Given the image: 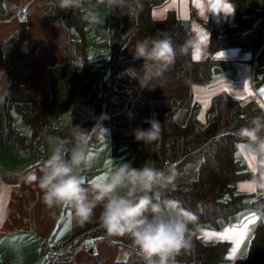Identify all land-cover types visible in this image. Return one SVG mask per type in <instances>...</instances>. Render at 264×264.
<instances>
[{
    "label": "crops",
    "instance_id": "crops-1",
    "mask_svg": "<svg viewBox=\"0 0 264 264\" xmlns=\"http://www.w3.org/2000/svg\"><path fill=\"white\" fill-rule=\"evenodd\" d=\"M56 3L57 0H6L4 3V12L0 15V88L7 82V69H12L13 92L19 98L30 101L47 100V69L69 60L70 53L66 48L71 40L70 32L52 18V5ZM251 3L252 0L247 2L249 8L264 12V2L262 8H255ZM170 11L183 23L185 30L198 40L201 55L199 59H195L193 51L192 63L180 69L174 80L153 86V99L162 101L164 97L157 98L155 90H164L165 93L167 89L170 92L173 88L175 91L184 88L185 83L193 77L188 68L194 63H199L203 64V67L200 65L201 69L194 77L200 81L190 82L187 98H164L167 103L187 101L190 104V111L182 117L187 119L192 111L197 112L199 109L197 114H194V120L197 126L202 127L216 113L227 117L231 104L237 106L240 116L244 115L245 120L249 121L264 111V95L261 94L264 83L259 82L261 73L257 74L255 70L256 52L236 46H224L215 52L211 51L217 34L224 32L227 27L247 32L259 21V14L241 17L230 0H165L152 8L151 16L155 20H162ZM254 14L257 17H253ZM129 22L135 26V12L122 18V27L127 28ZM95 31L98 32L96 27ZM125 76L122 78L134 86L132 79ZM241 107H244L243 111ZM0 111H3L1 102ZM178 115L180 114L177 113V118ZM186 119L179 121L184 123ZM0 122L2 126V118ZM137 147L143 149L142 144ZM237 151L238 149L236 153ZM178 157L177 162L181 160ZM238 160L245 164L250 172L243 157ZM192 164H196L192 165V171L197 173V163ZM42 165L38 152H25L14 145L0 144V210H3V216L0 218V264L5 260L9 264H94L95 256L99 264L139 259L131 250L127 238L107 235L109 243L99 240L90 232L72 238L73 232L84 223H78L67 207L47 208L42 202V193L36 182L25 180V177L33 172L39 175ZM187 166L189 164L183 167L182 173ZM90 172L97 175L101 170L94 172L91 169ZM245 182L246 180H242L235 183L236 193L245 195L241 211L230 216L227 221L219 220L217 228L200 225L196 231V236L201 242L228 244L223 264H233L235 259L242 255L255 227L258 224L264 225V218L255 214V210L264 203L255 192L240 187L241 184H246ZM100 211L99 207L95 210L93 220L98 221ZM69 213L71 224L65 227L68 225ZM230 229L235 231H229ZM205 232L216 235L205 238ZM221 234H224L222 238ZM86 236L91 239L83 241ZM46 242L51 243L49 250L55 249L62 256H51L46 262L42 260L40 247ZM85 245H90V248L85 249ZM233 249L236 251L233 252Z\"/></svg>",
    "mask_w": 264,
    "mask_h": 264
},
{
    "label": "trees",
    "instance_id": "trees-1",
    "mask_svg": "<svg viewBox=\"0 0 264 264\" xmlns=\"http://www.w3.org/2000/svg\"><path fill=\"white\" fill-rule=\"evenodd\" d=\"M5 1L0 0V15L4 12ZM164 1L133 0L131 9L124 10L119 7L110 8L107 4L109 27L106 34L109 42L110 70L109 75L100 80L98 94L92 90L89 83L90 66L86 58L85 43L88 25L82 21L79 12L60 10L56 5H52L53 20L62 24L66 30L74 31L78 37L68 42L77 64L68 60L47 69L49 98L45 101H30L15 96L12 69H7V82L0 88V101L3 105L0 144L14 145L25 152H38L42 155V133L56 139L70 137L71 130L66 127H52L49 121L62 115L76 102L93 108L92 117L79 122L78 127L88 132L93 128H108L114 151L117 145L123 143L142 144L143 149H151L155 146L159 155V166L164 167L166 161L171 159L168 156L170 139L178 138L181 160L177 162V158H172L174 164L167 165L181 172L186 164L197 163V176L188 181L176 180L175 188L167 195L179 200L190 210L197 217L199 226L208 225L217 228L219 220L227 221L230 216L239 213L243 206L245 195L236 193L235 183L247 180L250 172L245 164L236 158V130L250 121L245 120L244 115L240 116L234 104H231L227 117L224 118L221 113H216L202 127L195 125V109L184 123L177 120L178 110L183 106L182 101L172 103L171 110L161 111L157 108L161 100L153 99L152 87L174 80L180 69L192 63L191 54L178 55L175 63L163 70L160 75L153 73L147 86L139 85L138 92H133L134 97L126 96L125 92L116 87L118 74L126 73V70L132 66L143 64L142 60H129L121 56L127 42V36H123L121 29V20L125 15L135 12L134 30L145 37L167 34L177 43H183L187 38L192 37L172 11L162 20L152 18V8ZM248 1L230 0L238 15L249 17L250 14L258 13L259 21L247 32H240L235 27H227L224 32L215 36L211 51L215 52L224 46H236L256 52L255 70L257 74L261 73L258 77L259 82L264 83V12L249 8ZM127 97L133 99L128 100ZM13 112L19 114L21 120L29 127V139L15 127ZM143 116L149 120L154 118L162 124L161 138L147 145L137 142L134 136L136 129H146L141 127ZM102 117L106 118L102 119ZM115 122L126 124L119 127ZM122 133L125 135L120 138ZM99 140V135H92L90 147ZM44 161L45 158L41 156V162ZM85 232L95 234L99 240L109 242L106 233L96 220L85 222L73 232L72 238ZM227 251L226 242L204 243L198 240L195 232L191 250L182 252L177 257V264H223ZM3 264L9 263L5 260ZM94 264H99L96 256ZM113 264H143V261L139 257L137 260L128 259ZM233 264H264L263 224L255 227L242 255L236 258Z\"/></svg>",
    "mask_w": 264,
    "mask_h": 264
},
{
    "label": "clouds",
    "instance_id": "clouds-1",
    "mask_svg": "<svg viewBox=\"0 0 264 264\" xmlns=\"http://www.w3.org/2000/svg\"><path fill=\"white\" fill-rule=\"evenodd\" d=\"M110 8L131 9L133 0H106ZM60 10L81 13L88 27L101 23L100 13L92 0H57ZM199 47L194 37L177 43L167 35L146 37L135 43L133 58L143 61V74L134 69L126 73L147 86L153 75H160L175 63L178 55H190ZM106 118V117H102ZM147 129H136L135 140L145 145L158 141L162 124L156 119L145 121ZM104 128L91 132L73 127L69 138H58L50 147V155L39 170L25 177L36 182L42 202L49 209L69 208L80 224L91 222L95 210L101 209L98 223L109 237L130 241L131 250L143 264H177V257L192 248L193 235L199 229L197 217L182 203L167 195L175 188L178 172L175 167H156L145 163L133 167L120 162L102 175L89 180L93 163L90 147L92 135H105ZM242 146V157L250 168L248 189L264 197V111L236 130V147ZM264 218V205L255 210ZM3 210H0V218Z\"/></svg>",
    "mask_w": 264,
    "mask_h": 264
},
{
    "label": "rangeland",
    "instance_id": "rangeland-1",
    "mask_svg": "<svg viewBox=\"0 0 264 264\" xmlns=\"http://www.w3.org/2000/svg\"><path fill=\"white\" fill-rule=\"evenodd\" d=\"M263 0H252L251 6L255 8H262L263 7ZM93 3L96 6V10L100 13L101 17V23L99 25H96L94 27H89V30L85 33V43H86V58L90 66V76H89V83L92 88V90L95 93L100 92V80L102 78H105L106 76L109 75V70H110V64H109V42L107 38V30L109 27V20H108V7H107V2L106 0H93ZM79 12V10H77ZM80 13V12H79ZM81 14V13H80ZM250 14L249 16H251ZM253 17H257V15H253ZM95 27L98 29V32L95 31ZM70 32V39L75 40L78 39L76 33L74 31H69ZM122 34L123 36H127V42L122 50L121 56L133 60V51H134V46L135 43L138 40H142L146 38L143 36L139 31L134 30V26L131 22L127 23V28L122 29ZM67 51L70 53L69 55V60L73 64H77L76 58L72 54V49L70 47L66 48ZM199 63H194L191 67L188 69L191 71L193 74V77H191L186 83L185 87L175 91L174 88L170 92H168V89L165 91L164 90H155L154 94L156 95L157 98L160 99L161 96H164L162 98V101L157 105V108H159L161 111H167L171 110L172 108V103L164 101L165 97H175V98H187L188 96V91H189V86L190 82L191 83H198L200 81L199 78L194 77L195 73H197L202 67L203 64L201 65ZM143 64H139L136 66H132L131 69H134L137 73L143 74L145 70L142 69ZM126 75L125 77L131 78V83L134 82V86L129 85L127 82H125V79L122 78V76ZM141 86L140 82L138 79H134L129 76L128 73H120L118 74L117 77V85L116 87L122 91L125 92L126 96H133L134 97V91H137V88ZM119 86V87H118ZM136 88V89H135ZM140 90V89H139ZM153 92V91H152ZM137 96V95H136ZM133 99V97L129 98ZM1 102V101H0ZM200 105V103H199ZM190 104L185 101L183 102V106L181 109L178 111V121L179 120H185L186 117H182L185 113L187 114L190 111ZM199 109H197L198 112ZM244 110V107H241V111ZM2 115H0V118L3 116V111H0ZM196 112V114H197ZM13 123L15 127L23 134L27 139H29L30 135V129L29 127L21 120L19 114L16 112H13ZM245 114V113H244ZM93 115V108L88 105H84L80 102H76L72 104L69 109L64 112L62 115H60L57 118H53L49 121V124L52 127H66L69 130L72 131L73 127H78L79 122L85 121L89 118H91ZM146 118V117H145ZM144 116L142 118V123L141 127L142 128H148L149 125L145 123V121L149 120L148 118L145 119ZM183 118V119H182ZM3 124V121H2ZM116 125L119 127L124 126L126 123H119L115 122ZM196 125V124H195ZM197 126V125H196ZM3 127V125H2ZM107 131L105 132V135H99L100 140L98 143L95 144L94 148L92 147V154H93V163L91 169L95 171L101 170L100 173L97 175H93V172L88 173V179L91 180L95 178L96 176L102 175L109 167L114 166L116 163L120 162H125V163H131L133 167H141L145 163H154L155 166H159V155L157 153L156 147L152 146L151 149H138L137 145L131 144V143H123L117 145L116 150H113V144H112V138L110 136V132L108 128L103 127ZM125 134L122 133L120 138H123ZM41 140H42V145H41V150H42V157L47 158L50 155V147L53 143L56 142V138L49 136L47 134H41ZM176 140V142H175ZM45 141V142H44ZM178 138H171L170 139V150L168 153V156L172 158H177L179 156V147H178ZM143 146V145H142ZM142 148V147H141ZM169 159L172 163L174 159ZM168 161H166L167 164ZM196 164L190 163L189 166L186 167L185 172L178 171V177L177 180H183V181H188V180H193L196 178V173L192 171L193 166ZM196 167V166H194ZM195 169V168H194ZM197 169V167H196ZM94 236H96L94 234ZM90 236H86L85 240H90ZM50 242H46L45 245L40 247L41 249V255H42V260L45 262L49 260V257L52 255L48 254L49 248H50ZM53 257V256H52ZM2 264V263H1Z\"/></svg>",
    "mask_w": 264,
    "mask_h": 264
},
{
    "label": "snow or ice",
    "instance_id": "snow-or-ice-1",
    "mask_svg": "<svg viewBox=\"0 0 264 264\" xmlns=\"http://www.w3.org/2000/svg\"><path fill=\"white\" fill-rule=\"evenodd\" d=\"M228 10L230 11V9H228ZM154 15H155V13H154ZM201 43H203V40H201ZM200 55H201L200 47H197V49L195 50L194 58L195 59H199ZM245 90H247V89H245ZM249 94H251V93H249ZM261 94L264 95V89H261ZM201 119H203L202 116H201ZM236 157H237V159H240L242 157V146H239V149H238V151L236 153ZM243 159L248 163L247 158H243ZM240 187L241 188H248L249 186L246 185V184H241ZM0 199H2V196H0ZM63 218H64V216L62 215L61 219H63ZM252 219L254 220L255 216H253ZM70 224H71V214L69 213L68 214V225H66L65 227L70 226ZM241 227H243V226H241ZM229 231H235V229H230ZM204 235H205V238H208L210 236H215L216 234L215 233H211V232H205ZM223 235L224 234H221V238L223 237ZM89 243H91V242H89ZM236 243L238 244V241H236ZM235 251H236V249H233V252H235Z\"/></svg>",
    "mask_w": 264,
    "mask_h": 264
},
{
    "label": "built area",
    "instance_id": "built-area-1",
    "mask_svg": "<svg viewBox=\"0 0 264 264\" xmlns=\"http://www.w3.org/2000/svg\"><path fill=\"white\" fill-rule=\"evenodd\" d=\"M241 117H242V116H241ZM167 164H169V162H167ZM260 201H261L262 203H264V197H260ZM89 248H90V245H85V249H89ZM49 253H50L52 256H54V258L60 255V252L57 251V250H55V249H50V250H49Z\"/></svg>",
    "mask_w": 264,
    "mask_h": 264
},
{
    "label": "water",
    "instance_id": "water-1",
    "mask_svg": "<svg viewBox=\"0 0 264 264\" xmlns=\"http://www.w3.org/2000/svg\"><path fill=\"white\" fill-rule=\"evenodd\" d=\"M5 99H6V97H5Z\"/></svg>",
    "mask_w": 264,
    "mask_h": 264
}]
</instances>
